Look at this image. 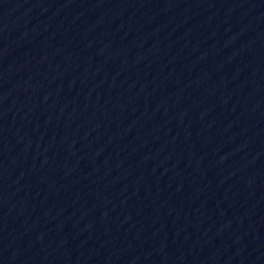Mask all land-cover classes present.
Segmentation results:
<instances>
[{
  "label": "water",
  "instance_id": "obj_1",
  "mask_svg": "<svg viewBox=\"0 0 264 264\" xmlns=\"http://www.w3.org/2000/svg\"><path fill=\"white\" fill-rule=\"evenodd\" d=\"M0 264H264V0H0Z\"/></svg>",
  "mask_w": 264,
  "mask_h": 264
}]
</instances>
